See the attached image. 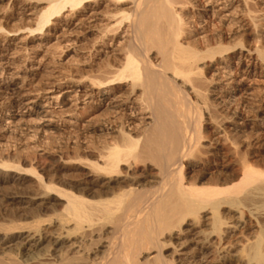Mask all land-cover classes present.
<instances>
[{"label":"bare ground","instance_id":"obj_1","mask_svg":"<svg viewBox=\"0 0 264 264\" xmlns=\"http://www.w3.org/2000/svg\"><path fill=\"white\" fill-rule=\"evenodd\" d=\"M100 1L46 0L47 6L39 12L36 29L31 32L43 30L65 9L74 16L78 10ZM109 1L105 16L110 24L102 30L101 39L105 41L109 34L121 36L119 31L126 30L127 43L121 49L123 62L115 69L108 64L104 73L91 81L90 91L81 87L71 91L76 95L84 93L88 99L95 93L100 102L108 103L118 100L119 89L127 84L128 92L116 108L118 116L92 130L102 135L106 146L101 150L93 146L85 153L75 148L73 153L60 155L58 161L69 166L75 163L84 176L82 182L69 189L56 184L54 176L47 178L45 167L31 164L24 169L1 162L2 173L14 170L17 177L34 176L35 189L29 202H34L37 209L25 214L15 209L5 211L4 219H0V249L17 242L25 259L18 255L20 261L9 252L8 258H0V264H206L211 257L229 254L227 250L234 245L247 215L255 220L264 218V171L250 165L251 145L246 140L239 144L240 136L236 135L241 132L228 133L230 130L223 128L224 143L219 138L221 133L209 132L221 128L218 111L228 108L236 94L222 96L221 102L211 100L210 86L215 83L208 74L216 72V66L225 59L229 62L236 48L242 52L246 48L242 41L234 47L226 44L218 31L200 38L203 33L199 17L206 23L208 7L216 9L221 0ZM239 1L251 20V0ZM247 52L250 56L251 51ZM256 59L264 61V53L259 52ZM6 90L13 96L17 86L12 83ZM128 106L132 110L126 118L120 109ZM141 111L149 115L142 130L134 124L136 113ZM205 113L210 121L207 129L203 126ZM234 115L233 120L247 126L245 117ZM237 147L241 150L239 157L235 156ZM55 157L51 160L55 161ZM217 160L226 165L214 175L209 174L208 167ZM206 178L210 182L200 185ZM0 180L4 182L5 178ZM8 200L16 206L28 204L23 198ZM241 202L248 204L246 208L262 203L263 210L243 207L247 211L238 212ZM224 208L236 215L237 223L231 218V222L226 220ZM53 224L62 233L55 236L54 232L53 247L48 250L42 247L46 237L41 228ZM258 232L254 241L245 239V264H264V223ZM113 236L120 239L118 244L110 241Z\"/></svg>","mask_w":264,"mask_h":264},{"label":"rangeland","instance_id":"obj_2","mask_svg":"<svg viewBox=\"0 0 264 264\" xmlns=\"http://www.w3.org/2000/svg\"><path fill=\"white\" fill-rule=\"evenodd\" d=\"M109 2V0H101L97 5L93 4L78 10L74 16L68 9H65L63 13L55 16L43 30L31 32L36 29L35 24L39 12L47 6L46 0H0V165L3 161L2 165L7 162L8 165H19L24 169H29L31 164L45 167L50 173L43 171L40 172L41 174L44 173L47 178L48 175L54 176L56 184L66 185L68 189L69 186L73 187L84 180L82 170L78 166L74 167L75 163L69 166L68 163L64 164L58 159L62 154L73 153L75 148L85 153L93 146L99 150L106 146L102 135L99 132L93 133L92 130L118 116L119 109L117 111L116 108L122 105V99L125 96L123 94L128 92L127 84H123V87L119 89L121 97L108 103L100 102L95 93L91 95V100L88 99L89 97H84V93L76 95L71 92L80 87L88 88L90 91L91 81L100 77L104 73L102 70L105 71L108 64L112 63V69H115L119 68L123 62L124 54L121 49L127 43L126 30L124 29V33L122 30L119 31L121 36L114 37L113 34H109L105 41L101 39L102 30L110 24L105 16ZM215 6L214 10L208 7L210 12L206 23L202 21V17H199L200 33H203L200 38L207 32H219V36H223L222 40L226 44L234 47L242 41L246 48L243 52L240 47L236 48L238 53L236 52L229 62L225 59L220 66H216L217 73L208 74V78L210 77L209 79L215 83L211 85L213 87L210 86L211 100L221 102L222 96L236 94L235 100L229 104L228 108L222 107L218 111H221L218 120L219 123L221 122V125L218 124L221 127L220 130L217 128L216 131L210 130L209 132L221 133L219 135L221 143L225 141L223 128H228L230 130L227 131L228 133L241 132L243 135H236V137L240 136L237 137L238 142L241 141L239 144L242 145L246 140L248 143H245L251 145L248 150L250 165L264 171V61L256 59L259 52L264 53V0H251V20L248 19L246 9L239 0H221ZM248 50L251 51L250 56ZM240 57L242 58L241 63L239 62ZM249 57H252V60ZM12 83L17 86V92L13 96L6 90V87ZM36 106L39 108L36 109ZM122 110L125 113L122 114L129 118L131 106L120 109ZM235 113L246 118L244 119L247 126H241L242 121L233 120ZM136 114L138 115L134 124L142 130L149 122V115L145 111ZM205 115L208 117L205 113L203 126L207 129L210 121ZM138 134L140 133H135V135ZM238 147L236 148L237 153L240 150ZM17 152L20 154L18 155ZM237 153L235 156L239 157L241 150L238 155ZM51 157H55V161H52ZM26 161H29V164ZM210 165L207 172L214 175L221 166L226 165V162L217 160ZM2 168L0 167V179L5 178V181L0 180V200L2 201V203L0 201V213L2 212L0 219H4L7 210L9 212L17 210L21 213H27L30 209L36 210L34 202H29L35 189L34 176L23 174L17 177L14 170L6 174L5 171L2 173ZM208 180L209 178H206L201 181L200 185H207L210 182ZM26 188H28L27 194ZM8 198H18L20 201L23 198L28 200L26 205L29 206L27 207L24 203L16 206L11 204ZM246 205L248 204L241 202L240 209L236 210H239L238 212L247 211L251 207L252 210L262 211L264 207L262 203L261 205L260 203L250 204L251 206L247 208ZM252 206L255 208L253 209ZM225 209L227 208L222 211L224 210L223 213L228 215V217L225 216L226 220L231 218L233 223H237L236 215L228 213ZM248 216L244 217V224L236 233L232 246L234 248L227 250L229 254L224 252L216 257L218 261L220 260L219 263L215 257H211L206 264H214L213 262L215 264L246 263L245 259H248V254L243 245H247L249 240L254 241L256 235L259 234L258 229L261 223H264V218L256 219L257 224L254 217ZM46 217V215L42 216L44 220L47 219ZM231 220L228 221L231 222ZM56 227L59 226L53 224L45 225L44 230L41 228V232L46 237V242L42 247L46 249L53 247L54 232L56 231L55 236L62 233V230ZM114 236L110 238V241L118 244L120 236L119 234L118 238ZM245 239L248 240L247 244ZM16 243L4 246L5 251L0 249V258L4 255L5 259L8 258L6 255L10 252L9 255L12 253V257L15 256L22 261L25 252L23 248L20 250V246ZM241 249H244V252Z\"/></svg>","mask_w":264,"mask_h":264}]
</instances>
